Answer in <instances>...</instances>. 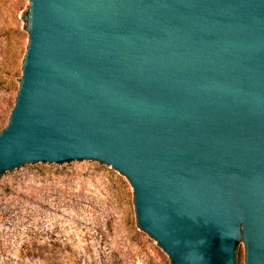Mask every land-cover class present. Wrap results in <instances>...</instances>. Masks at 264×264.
I'll list each match as a JSON object with an SVG mask.
<instances>
[{"label":"water","instance_id":"water-1","mask_svg":"<svg viewBox=\"0 0 264 264\" xmlns=\"http://www.w3.org/2000/svg\"><path fill=\"white\" fill-rule=\"evenodd\" d=\"M0 178L89 159L171 264H264V0H25Z\"/></svg>","mask_w":264,"mask_h":264},{"label":"rangeland","instance_id":"rangeland-1","mask_svg":"<svg viewBox=\"0 0 264 264\" xmlns=\"http://www.w3.org/2000/svg\"><path fill=\"white\" fill-rule=\"evenodd\" d=\"M29 5L0 0V130L28 33L23 14ZM0 264L171 263L138 227L129 180L83 159L26 163L0 178Z\"/></svg>","mask_w":264,"mask_h":264}]
</instances>
